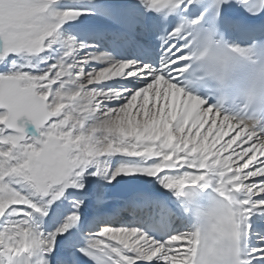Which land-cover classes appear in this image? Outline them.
I'll return each mask as SVG.
<instances>
[{
    "label": "snow or ice",
    "instance_id": "1",
    "mask_svg": "<svg viewBox=\"0 0 264 264\" xmlns=\"http://www.w3.org/2000/svg\"><path fill=\"white\" fill-rule=\"evenodd\" d=\"M191 25L264 56V0H0V264H202L205 198L264 264V143Z\"/></svg>",
    "mask_w": 264,
    "mask_h": 264
},
{
    "label": "clouds",
    "instance_id": "2",
    "mask_svg": "<svg viewBox=\"0 0 264 264\" xmlns=\"http://www.w3.org/2000/svg\"><path fill=\"white\" fill-rule=\"evenodd\" d=\"M207 30L206 27L199 25L185 29L186 36L191 37L185 48L189 59V70L193 67L212 65L221 58L244 61L246 71L222 107L233 115L237 126H242L241 131L264 143V56L238 52L226 40L206 36ZM205 77L212 81L208 75L205 74ZM188 89L194 94H199L191 86H188ZM210 89L211 85L205 91L215 102V97H211ZM218 207L216 201L205 198L191 213L185 212L190 230L202 234L199 249L201 262L202 264H241L240 257L247 246L246 232L240 229L239 235L234 236L231 224L219 220L213 223Z\"/></svg>",
    "mask_w": 264,
    "mask_h": 264
},
{
    "label": "bare ground",
    "instance_id": "3",
    "mask_svg": "<svg viewBox=\"0 0 264 264\" xmlns=\"http://www.w3.org/2000/svg\"><path fill=\"white\" fill-rule=\"evenodd\" d=\"M69 6H71V5H69ZM65 27H68V25H65Z\"/></svg>",
    "mask_w": 264,
    "mask_h": 264
}]
</instances>
